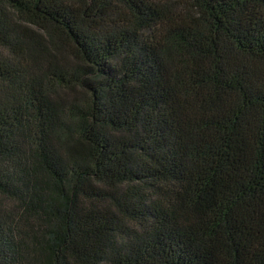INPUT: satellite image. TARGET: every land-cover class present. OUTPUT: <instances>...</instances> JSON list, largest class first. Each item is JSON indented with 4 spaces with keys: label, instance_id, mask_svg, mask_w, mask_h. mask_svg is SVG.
<instances>
[{
    "label": "trees",
    "instance_id": "trees-1",
    "mask_svg": "<svg viewBox=\"0 0 264 264\" xmlns=\"http://www.w3.org/2000/svg\"><path fill=\"white\" fill-rule=\"evenodd\" d=\"M0 264H264V0H0Z\"/></svg>",
    "mask_w": 264,
    "mask_h": 264
}]
</instances>
